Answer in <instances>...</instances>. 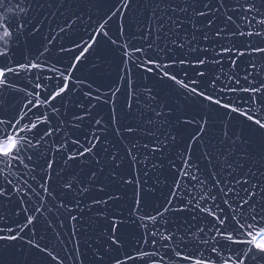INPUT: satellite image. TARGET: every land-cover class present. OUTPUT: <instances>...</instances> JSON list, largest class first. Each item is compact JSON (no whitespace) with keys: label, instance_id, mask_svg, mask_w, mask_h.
Here are the masks:
<instances>
[{"label":"snow or ice","instance_id":"6c2138e0","mask_svg":"<svg viewBox=\"0 0 264 264\" xmlns=\"http://www.w3.org/2000/svg\"><path fill=\"white\" fill-rule=\"evenodd\" d=\"M0 264H264V0H0Z\"/></svg>","mask_w":264,"mask_h":264}]
</instances>
